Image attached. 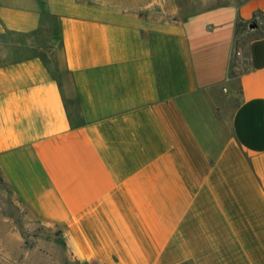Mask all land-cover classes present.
Masks as SVG:
<instances>
[{"label": "crops", "instance_id": "obj_1", "mask_svg": "<svg viewBox=\"0 0 264 264\" xmlns=\"http://www.w3.org/2000/svg\"><path fill=\"white\" fill-rule=\"evenodd\" d=\"M179 1L0 0V264H264V0Z\"/></svg>", "mask_w": 264, "mask_h": 264}, {"label": "rangeland", "instance_id": "obj_2", "mask_svg": "<svg viewBox=\"0 0 264 264\" xmlns=\"http://www.w3.org/2000/svg\"><path fill=\"white\" fill-rule=\"evenodd\" d=\"M119 1V0H117ZM122 1H130V2H133L134 0H122ZM180 4H184L182 0L179 1ZM239 44V43H238ZM241 44V43H240ZM238 46V45H237ZM240 53L241 52H237V58L240 57ZM245 55V54H243ZM240 59V58H239ZM4 188H7V190H10V188L7 186H4ZM25 208V207H24ZM47 226L49 228L48 230V234H47V241L48 243L49 242H53L55 239V233L52 234V232H56L58 231L59 232V225L55 224V223H50L48 222L47 223ZM59 236V234H58ZM61 238L58 240H55V241H58V243H61ZM60 245H58V250L60 249ZM38 252L35 253V251H27V249H16L15 250V256H16V260L19 262V264H34L36 260H39V261H43V260H46L47 261V264H56V262H53L51 261L50 259H52V257L50 256H44L43 254H41V256L37 255Z\"/></svg>", "mask_w": 264, "mask_h": 264}, {"label": "water", "instance_id": "obj_3", "mask_svg": "<svg viewBox=\"0 0 264 264\" xmlns=\"http://www.w3.org/2000/svg\"><path fill=\"white\" fill-rule=\"evenodd\" d=\"M250 28H254L256 27V23L255 22H251L250 25H249Z\"/></svg>", "mask_w": 264, "mask_h": 264}, {"label": "built area", "instance_id": "obj_4", "mask_svg": "<svg viewBox=\"0 0 264 264\" xmlns=\"http://www.w3.org/2000/svg\"><path fill=\"white\" fill-rule=\"evenodd\" d=\"M97 264H102L101 262H98Z\"/></svg>", "mask_w": 264, "mask_h": 264}]
</instances>
